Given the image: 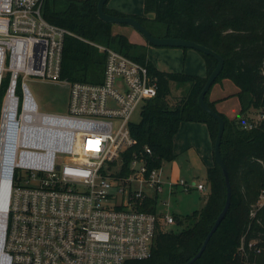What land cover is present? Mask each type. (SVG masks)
Segmentation results:
<instances>
[{
    "label": "built area",
    "instance_id": "1",
    "mask_svg": "<svg viewBox=\"0 0 264 264\" xmlns=\"http://www.w3.org/2000/svg\"><path fill=\"white\" fill-rule=\"evenodd\" d=\"M44 4L0 0V264L147 259L158 228L174 223L170 214L144 210L162 191L161 168L150 167L149 147L131 150V116L156 96V79L145 65L96 44L106 55L102 82L61 79L71 33L44 18ZM30 78L65 88L66 111H39ZM255 116L243 128L264 120ZM249 250L253 242L245 248L242 238L243 264H256Z\"/></svg>",
    "mask_w": 264,
    "mask_h": 264
},
{
    "label": "trees",
    "instance_id": "2",
    "mask_svg": "<svg viewBox=\"0 0 264 264\" xmlns=\"http://www.w3.org/2000/svg\"><path fill=\"white\" fill-rule=\"evenodd\" d=\"M98 0H45L44 18L68 30L63 42L60 77L71 83L98 84L103 80L105 52L93 44L115 50L145 65L157 82V93L140 110V121L129 124L135 140L131 150H151V168H161L175 158L173 138L182 122L204 123L214 145L218 123L198 104L208 75L216 60L203 53L205 76L183 71H162L148 58V47L113 33V24L97 15ZM107 3V2H106ZM104 5V12L114 16H132L153 37L180 38L203 45L223 59V67L204 96L209 108L224 122L220 154L226 166L231 197L229 208L210 236L205 249L192 264H243L238 254L241 239L244 246L253 242L248 257L264 264V205L258 200L264 192V120L245 129L255 114L264 115V0H143V16L125 14ZM151 15L148 17L147 15ZM183 51L186 48H181ZM231 81L237 92L238 115L228 118L209 100L214 84ZM7 83L5 79L3 86ZM188 84V91L170 103L171 84ZM225 99V98H224ZM209 186L204 205L188 215L172 214L177 232L155 233L151 255L125 264H184L200 249L226 198L221 168L215 163L206 169ZM144 210L156 211V196L147 198ZM254 249H259L255 252Z\"/></svg>",
    "mask_w": 264,
    "mask_h": 264
},
{
    "label": "rangeland",
    "instance_id": "3",
    "mask_svg": "<svg viewBox=\"0 0 264 264\" xmlns=\"http://www.w3.org/2000/svg\"><path fill=\"white\" fill-rule=\"evenodd\" d=\"M120 2H122V0H120ZM123 2L126 8H128L129 10L128 14L136 16L144 15L143 0H123ZM108 3H110V0H107L106 4ZM147 16L151 17L150 14ZM112 32L124 34L131 42L133 41V38L135 39L134 43L141 45L147 44L144 38L130 26L114 24L112 27ZM187 51L197 53V51L195 50ZM149 57L150 60L154 62V65L158 69L163 71L185 70L183 71L185 74L196 76H201L200 74H203V76H205L206 73L205 68H203L201 72L200 69L197 68L196 62L192 61L191 58L184 55L181 48L152 46ZM224 81L225 80H222L220 83L214 84L211 90L213 92L212 94L211 92L209 94L212 96L213 93H216L219 97H223L232 96L234 93H236L237 87L229 80H226L225 82ZM221 83H223V85H221ZM26 85L34 100L36 101L39 111L57 113H64L66 111L68 93L65 88L54 83L32 78L26 81ZM188 87V84L178 86L172 83L170 88L171 93L168 98L169 102L174 103L180 97L185 95L188 91ZM237 101L238 100L234 97L228 98L224 104V109L222 110V112L232 118L237 116L239 112V103ZM253 117H256L255 114L253 115ZM140 118V110L137 109L131 116V121L134 123H138L140 121ZM179 166L181 167V170H183V173L180 175L183 180L185 179L190 182V171L191 174H194L196 176L197 181H200L206 185V190L204 192H199L195 189L184 190L180 185H177L174 189V193H171V187L168 184H164L162 192L157 194L156 197L157 213H167L170 215L178 214L184 216L192 213L195 210H199L204 205V200L209 192V186L206 183V168L208 167L207 163H204L197 171L191 170L190 168L188 169L189 166L185 165L183 162L179 163ZM162 169L164 171V173L162 174L163 177H165V173L171 174L170 163H166L165 165H163ZM149 193L152 194V191H149ZM262 204H264V192L261 193L258 200V205ZM165 229L177 232L181 229V226L173 223L171 225H167Z\"/></svg>",
    "mask_w": 264,
    "mask_h": 264
},
{
    "label": "crops",
    "instance_id": "4",
    "mask_svg": "<svg viewBox=\"0 0 264 264\" xmlns=\"http://www.w3.org/2000/svg\"><path fill=\"white\" fill-rule=\"evenodd\" d=\"M107 8L114 9V10H117L125 14L129 13V10L124 5L123 0L122 2H120V0H110V3L107 4ZM132 40H133L132 42H134L135 39L132 38ZM151 47L152 46L148 47V58L149 59H150L149 53H150ZM181 50L184 55L188 56L189 58H191L192 61L196 62L197 68L200 69V71L202 72L203 68H205V65H204L203 58L201 57L199 52L194 53L191 51H187V50H193V49H186V51H183V49ZM152 63L154 64L153 61ZM200 75L203 76V74H200ZM221 85H223V83H221ZM210 92L212 94L213 91H210ZM234 94L232 96H223V97L220 96L219 97L216 93H213L212 96L209 94V96H211L209 97V100L214 101L215 108L218 109L219 112L227 116V114L222 112V110L224 109V104L228 98H231V97L236 98ZM227 117L232 118L229 116ZM173 153L175 154V158L170 162L163 163V165H165L166 163H170L171 174L165 173L164 174L165 177H163L162 175L164 173L162 169L163 165L161 166V170H162L161 179L163 182L162 183L163 186L164 184H168L170 186L169 182L174 181V182H171L172 183V185L170 186L171 193L172 192L174 193V189L178 185L176 184V182L182 179L180 175L183 173V170H181L179 163L183 162L185 165L189 166L188 169L190 168L191 170H195V171H197L204 163H207L208 167L213 165L214 163L213 145L209 138V133H208L206 125L203 123L182 122L179 125V128L173 138ZM189 175H191L190 182L184 179L185 182L190 186L189 189L197 190L194 185H196L197 183H202V182L197 181L196 176L194 174H191L190 171H189ZM202 184L205 187L204 190L202 191L197 190V191L204 192L206 190V185L204 183ZM163 186H162V190H163ZM157 194H156V197H157ZM204 203H205V200H204Z\"/></svg>",
    "mask_w": 264,
    "mask_h": 264
},
{
    "label": "water",
    "instance_id": "5",
    "mask_svg": "<svg viewBox=\"0 0 264 264\" xmlns=\"http://www.w3.org/2000/svg\"><path fill=\"white\" fill-rule=\"evenodd\" d=\"M107 0H98L97 1V15L98 17L107 23L110 24H117V25H127L132 27L135 31H137L143 38L144 40L149 43L151 46L155 47H173V48H186V49H193L197 52L210 55L216 60V66L212 70V72L208 75L206 82L201 90V92L198 95V104L199 106L211 117H213L217 123H218V131H217V136L213 145V155H214V161L215 163L221 168L223 176H224V182H225V187H226V198L224 202V206L218 216L215 219V222L213 223L210 231L206 235L199 251L186 263L184 264H192L203 252L205 249V246L210 238V236L213 234V232L216 230L217 226L225 216L229 204H230V197H231V189H230V183H229V177H228V172L226 169L225 164L223 163V160L221 158L220 154V143H221V137L223 133V127H224V122L222 118L215 113L211 108H209L205 102L204 96L211 87L212 83L214 80L218 77L220 74L222 67H223V59L214 51L211 49L191 42L187 41L184 39L180 38H159V37H153L149 34V32L132 16H114V15H109L104 12L103 8Z\"/></svg>",
    "mask_w": 264,
    "mask_h": 264
},
{
    "label": "bare ground",
    "instance_id": "6",
    "mask_svg": "<svg viewBox=\"0 0 264 264\" xmlns=\"http://www.w3.org/2000/svg\"><path fill=\"white\" fill-rule=\"evenodd\" d=\"M2 205H3V199H2Z\"/></svg>",
    "mask_w": 264,
    "mask_h": 264
}]
</instances>
